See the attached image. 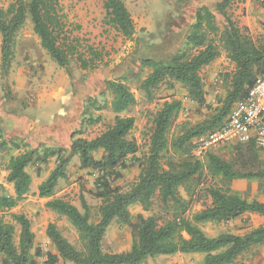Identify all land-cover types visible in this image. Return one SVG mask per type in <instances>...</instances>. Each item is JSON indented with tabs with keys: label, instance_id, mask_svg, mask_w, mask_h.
Returning a JSON list of instances; mask_svg holds the SVG:
<instances>
[{
	"label": "trees",
	"instance_id": "16d2710c",
	"mask_svg": "<svg viewBox=\"0 0 264 264\" xmlns=\"http://www.w3.org/2000/svg\"><path fill=\"white\" fill-rule=\"evenodd\" d=\"M103 2L106 11L104 23L133 40L135 25L125 3L122 0ZM230 3L231 0H224L217 5V11L226 21L223 30L219 28L214 13L203 6L198 9L196 21L186 34L184 46L176 54L165 61L140 60L141 68L135 80L148 103L156 99V92L166 83L170 87L181 85L192 102L203 107L207 102V92L200 74L202 69L226 54L235 70L225 77L228 86L226 96L214 113L196 124L182 123L172 143L169 133L183 110V103L177 98L164 101L153 119L149 153L140 163L139 179L131 188L123 190L113 186L122 177V170L129 167L128 158L135 157L139 151L137 141L131 138L136 127V118L131 113L138 99L123 80H109L105 92L86 101L87 107L82 114V127L87 128L102 121V117L95 116L94 112L109 109L114 115L113 124L94 139L80 137V133L75 131L69 152L46 146L33 149L23 141L8 142L1 136L0 128V158L8 150H21L6 165V181L14 185V195H0V255L4 257V264H39L36 257L45 255L41 250L33 253L35 235L31 221L25 215L12 214L14 222H7L1 213L17 207L30 192L32 176L27 168L37 164L47 166L50 159H55V167L40 185L39 197L51 198L46 207L67 218L78 234L79 246L64 237L56 225L50 224L47 233L57 253H47L44 264H56L59 260L72 264H144L148 259L177 254L203 255L200 264H235L253 248L264 245V225L243 236L231 233L207 236L197 224L184 217L191 202L179 195V187L205 178L229 183L238 179L264 181L262 149L253 144L235 145L237 155L234 163L213 151L203 158L193 154L194 141L223 127L235 104L244 100L256 80L264 76V37L254 39L247 29L240 28L227 13ZM28 20L42 49L59 67L72 73L69 67L76 47L61 39L64 23L60 0H18L6 9L0 5L2 76L8 78L10 75L17 40ZM93 55L90 62L79 57L83 69L95 67L93 63L100 55ZM147 69L151 72L145 74ZM100 97H109L110 101L102 103L98 99ZM100 150H103V156L97 160L95 153ZM170 151L172 155H169ZM75 156L79 158L81 169L103 173L95 181L93 193L102 201L95 222L91 221L85 201L82 212L71 202L55 198L59 183L68 179V166ZM175 156H178L177 161H174ZM0 188L3 189L1 185ZM207 194L211 205L194 216L196 222H228L246 214L264 217L263 202L244 199L229 187L212 186L207 189ZM156 198L163 206L174 209L170 220L159 225L154 217L133 216V207L141 206L148 211ZM114 222L131 227L134 240L130 250L112 253L105 249V238ZM17 226L20 227L18 245L15 243Z\"/></svg>",
	"mask_w": 264,
	"mask_h": 264
},
{
	"label": "rangeland",
	"instance_id": "374dc122",
	"mask_svg": "<svg viewBox=\"0 0 264 264\" xmlns=\"http://www.w3.org/2000/svg\"><path fill=\"white\" fill-rule=\"evenodd\" d=\"M17 1L18 0H2L0 5L6 9L10 4ZM23 1L28 2L29 0ZM233 1H238L241 3L240 12L242 17H245L247 14V0H231L230 6L233 4ZM251 3H253L254 5H258L259 7L264 9V0H251ZM230 6L228 8L229 14L233 16L234 21H236L237 23L240 22V19L242 17L240 18L239 14L236 15L234 12H231L232 9L230 8ZM130 7L132 8V3H130ZM75 8L76 5L74 6L72 4V9ZM140 8L142 11L151 14L153 18H156L158 14L164 13L167 8V5L162 0H141ZM61 16L63 18L64 23V32L61 36V39L65 40L67 45L73 44L76 47V50L74 51V54L72 56L73 58L71 61V65L69 67V70L72 73L77 74L80 72V68H82L79 57H82L84 60L90 62L94 56L93 54L98 53L100 56L96 58L95 62L93 63L95 67H91V69L89 68L90 70H92V72H94L96 70H100L101 66H103L105 61L110 59L111 56L118 57L121 55L124 43L122 44L121 48H117L118 46L113 47V44L109 45L105 42H102L100 44L96 42L90 43L88 42L90 41L89 38L87 40V38H82L81 36H79L80 28L78 24H76L75 22H66V19L62 15V9ZM28 33H30V37H28ZM24 35H27L26 40H23ZM263 37L264 34L253 38L260 39ZM107 40L109 39L107 38ZM116 41L117 40H115L114 43ZM1 44L2 34L0 32V51ZM124 49L125 52L130 53L132 50H134V46L130 45L125 47ZM157 54L154 55L156 57H152L149 55V51H147L145 52V55L141 54L139 56V59H145L150 57L152 59L165 61L168 58L167 56L164 57L160 53ZM45 67H47L50 71L54 72L55 74H57L58 71H63L64 73L68 72L67 70L60 68L54 61H52L47 52L42 49L40 40L33 31V25L31 21L28 20L18 37L16 57L12 63L11 72L8 78L12 80V74L14 73L15 68L17 70L21 69L22 73H24L25 71L33 73L37 72L38 70H44ZM150 72V69L145 70V74H148ZM232 72L233 70L230 68V66L222 64L218 72H212L211 75L203 73V78L205 81L204 83L207 92V102L206 105L203 107H200L194 102H192V100L189 98L186 89H184L181 85L174 84L172 87H170V85L166 83L163 84L156 92V99L153 102L148 103L144 97V94L138 88V84L135 80V75L131 77H127V75H121L120 77L114 76L115 80L125 81L131 87L135 96H137L138 98V104L132 109L131 113L136 118V127L131 134V138L137 141L139 145V151L135 157L130 156L128 158L127 165L129 167L125 170H122V177L119 180L115 181L113 183V186L121 187L123 190H127L137 183L139 175L141 173L140 163L144 161V159L149 153L154 116L162 108L164 101L167 98H177L180 99L183 103V110L174 122L173 127L169 133V139L172 143L173 138L179 133L180 125L182 123L189 122L192 124H196L204 121L206 118H209L214 113L215 108L220 105V101L226 96L228 86L225 82V77L226 75L231 74ZM80 77L81 78L77 80L78 86H82L83 82L85 81L83 75ZM2 78L4 77L2 76ZM10 80L6 84V87H9V89ZM98 99L102 103L110 101L109 97H100ZM94 115L98 116L99 113L94 112ZM100 115L102 117L101 123L87 128L81 127L80 129L76 130L77 133H80L79 135L83 136V138L93 139L94 137H97L102 132H104L110 125L113 124L114 115L109 109L103 110ZM234 147L235 146L221 147L219 149L213 150V153L218 154L224 160L234 163L237 155ZM172 153L173 152L170 151L169 155H172ZM260 156L264 168V150L261 151ZM6 159H8V154L7 156H3L0 158V181H4L2 184H0L3 187V189L0 188V195L10 193L8 187L10 186V184L6 181L7 177H4L3 175V173L5 172L3 171V166L6 165ZM177 160L178 156H175L174 161ZM28 173H30V175H32L35 179H40L43 175H45V177L49 176V174L51 173L50 165H47L44 169L42 168L39 171H28ZM97 173L98 171L96 170L68 171V175L71 174V176L68 177L67 180H64L63 183L64 185L74 187V189L71 191L70 194H64L60 196V198L65 199L71 202L73 205L77 206L82 212H84L83 202L85 201L90 209L91 221L93 222L98 219V209L102 204V201L97 199L93 194L95 192V181L98 179ZM102 174L103 173L100 172V176H102ZM212 186L229 187L231 190L238 193L244 199H247L249 201L258 200L264 203V181L256 179H238L229 183L220 180H212L205 178L198 181L196 180L190 185L179 187V195L185 201L191 202L190 209L184 215V217L197 224V226L207 236L217 237L223 233H231L243 236L251 232L252 230L264 225V217L257 214H246L238 219L221 223L196 222L194 220V216L201 213L203 210H205L211 205V199L207 194V189ZM44 207L48 209L46 207V203ZM169 207L170 206H163L159 198H156L151 207L148 209V211H145L141 206H135L131 209V213L135 218H137L138 215H143L144 217H154L155 219H157L159 225H163L174 216V209ZM34 208V210H30L29 207H24L20 209L19 204L11 211L1 213V215H4L5 220L7 222H14L12 219V214L25 215L31 221L32 232L35 235L33 253L35 254L36 250H41V252L45 254L44 256L36 257V261L39 264H44L46 262L47 253H57L56 248L49 239L47 233L50 224L56 225L64 237H66L72 244L79 246L78 234L66 217L60 216L55 213L50 214L51 210L44 209L43 204L40 202L36 203ZM19 234L20 227L17 226V233L15 236V243L17 245L19 243ZM133 240L134 237L130 226H121L118 223L114 222L108 229L107 236L104 242V247L108 252H124L130 250L133 244ZM203 258L204 256L200 254H177L170 257L163 256L148 259L144 264H200ZM0 264H4V257L2 255H0ZM56 264L72 263L59 260ZM235 264H264V245L253 248L252 250L241 256Z\"/></svg>",
	"mask_w": 264,
	"mask_h": 264
},
{
	"label": "crops",
	"instance_id": "0c3cea01",
	"mask_svg": "<svg viewBox=\"0 0 264 264\" xmlns=\"http://www.w3.org/2000/svg\"><path fill=\"white\" fill-rule=\"evenodd\" d=\"M122 1L134 21L136 33L133 40L125 38L120 32L104 23L106 11L103 0H60L62 15L66 22H75L79 25V36L87 38V40L89 38L90 41L88 42L90 43L96 42L100 44L105 42L109 45L113 44V47L118 46L117 48H121L124 43L121 55L118 57L111 56L101 66L100 70L92 72L89 68L85 70L80 68V72L77 74L64 73L63 71H58L55 74L47 67L44 70H38L33 73L26 71L22 73L21 69L17 70L15 68L12 80L10 78H2L1 44L0 128L1 136L4 140L8 142L23 141L24 144L33 149L46 146L53 149L63 148L69 152L72 145V134L82 127V114L85 110L86 101L91 97L96 98L105 92L107 90V82L114 79V76L127 75V77H131L136 75L141 68V58L139 59L141 54L145 55L147 51L152 57H156L154 55L157 53L164 57L176 54L184 46L186 34L196 21L198 9L203 6L208 7L214 13L216 22L221 30L226 27L225 18L217 11V5L224 0H162L167 5V8L164 13L158 14L156 18L141 10V0ZM130 3H132V8ZM72 4L76 5L75 9H72ZM246 7V16L236 23L240 28L247 29L250 36L263 35L264 9L251 3V0H247ZM227 13L229 15L228 10ZM26 37L27 35H24L23 40H26ZM28 37H30V33H28ZM115 40L117 41L114 43ZM130 45L134 46V50L130 53L125 52L124 48ZM222 64L230 66L233 71L235 70L234 65L230 63L226 54H223L218 60L202 69L201 77L203 78V73L211 75L212 72H218ZM82 75L85 81L82 86H78L77 80ZM9 80L10 89L6 87ZM101 112H98V116H101ZM20 152L21 150H8L1 157L8 154V159L5 161L7 165L9 159ZM102 156L103 150L95 153L97 160H101ZM6 165L3 166L4 177L8 176ZM48 165H50V171H52L55 167V159ZM45 167L46 165L44 164L31 165L27 168V171H39ZM68 171L93 170L81 169L79 158L75 156L71 158ZM70 176L71 174L68 175V177ZM47 177L43 175L40 179L36 178V180L32 176L30 192L25 200L20 203V209L29 207L30 210H34L35 204L38 202L42 203L43 208L46 209L44 205L51 198H40L39 187ZM3 182V180L0 181V184ZM63 182L64 180L59 183L56 189V198H60L64 194H70L74 189L72 186L64 185ZM8 187L10 190L9 195H14V185L10 184ZM52 213L54 212L51 211L50 214Z\"/></svg>",
	"mask_w": 264,
	"mask_h": 264
},
{
	"label": "built area",
	"instance_id": "2783aa9c",
	"mask_svg": "<svg viewBox=\"0 0 264 264\" xmlns=\"http://www.w3.org/2000/svg\"><path fill=\"white\" fill-rule=\"evenodd\" d=\"M230 8L242 17L240 2L233 1ZM247 144L264 150V76L256 80L244 100L235 104L223 127L194 141L193 154L203 158L221 147ZM97 175L99 178L100 173Z\"/></svg>",
	"mask_w": 264,
	"mask_h": 264
}]
</instances>
